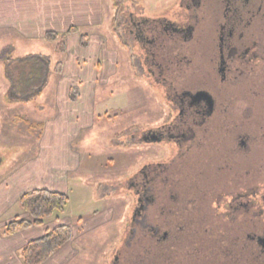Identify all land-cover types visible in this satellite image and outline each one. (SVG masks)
I'll use <instances>...</instances> for the list:
<instances>
[{
  "label": "flooded vegetation",
  "instance_id": "1",
  "mask_svg": "<svg viewBox=\"0 0 264 264\" xmlns=\"http://www.w3.org/2000/svg\"><path fill=\"white\" fill-rule=\"evenodd\" d=\"M120 1L113 33L168 110L129 143L168 150L128 177L126 244L141 250L129 260L118 249L109 264H176L189 237L193 256L237 249L256 264L264 259V0H169L156 16Z\"/></svg>",
  "mask_w": 264,
  "mask_h": 264
},
{
  "label": "rangeland",
  "instance_id": "2",
  "mask_svg": "<svg viewBox=\"0 0 264 264\" xmlns=\"http://www.w3.org/2000/svg\"><path fill=\"white\" fill-rule=\"evenodd\" d=\"M167 1L169 0L120 2L123 4L122 7L142 6L145 13L156 16L167 8ZM113 3L114 0L105 1L108 7L109 5L112 7L108 15L110 16L108 28L112 33L115 14ZM119 19H122V16ZM118 43L121 45L119 40ZM57 47L56 43L46 40L22 38L9 28L0 29V189L16 171H29V164L40 155L42 147L45 129L41 136L42 129L39 125H47L59 115L60 109L55 99L58 76L53 70L55 64L62 60L63 54L57 51ZM40 53L48 55L52 60L43 95L30 102L11 101L9 92L11 83L7 77L8 61ZM125 53L126 50H119L117 53L119 56L117 73L112 75L109 81L95 88V96L92 97L94 116L91 125L87 126L90 124L87 123L82 128L81 120L77 116L71 120V125L77 128V132L68 141L69 154L74 164L69 165L72 168L60 176V185L68 196V202L58 215L61 216L62 223H67L73 229L74 253L65 257L63 264H109L118 249L126 252V258L131 257V253L134 255L141 250L136 251L139 247L136 242L131 244L132 246L126 244L129 239L127 223L133 205L132 197L126 195L125 190H128L126 181L143 162L152 158L157 159L163 153V149L165 152L168 149L155 144H130L129 142L133 141L130 135L162 122V115L168 110L161 91L151 87L144 77L136 75L138 72L132 66V59L128 57L126 60ZM31 71L30 66L21 65L14 70V77L19 79L21 74L29 75ZM15 200L10 201L4 213L0 210V226L4 227L18 216H27L19 201ZM53 221L58 222L56 215L49 218L46 224L51 225ZM125 244L126 248L123 249ZM192 248V240L190 237L186 238V241L180 244L181 258L179 257L177 263L244 262L238 256L237 249L228 250L229 254H224L221 250L208 252L201 248L193 256L189 253L193 252ZM135 257L138 258L136 255L133 259ZM249 262L252 264V261H248L247 264ZM257 262L255 263L264 264V259Z\"/></svg>",
  "mask_w": 264,
  "mask_h": 264
},
{
  "label": "crops",
  "instance_id": "3",
  "mask_svg": "<svg viewBox=\"0 0 264 264\" xmlns=\"http://www.w3.org/2000/svg\"><path fill=\"white\" fill-rule=\"evenodd\" d=\"M105 1L107 0H0V29H12L20 37L29 40H46V34L54 31L65 34L66 46V52L62 53L63 58L60 60L61 72L55 71L59 61L53 70L58 76L55 99L60 109L59 115L47 125L43 124L41 133L45 130L40 155L29 164V171H16L4 182L0 189L2 213L6 211L10 201L16 199L18 202L20 195L28 190L45 188L65 193L60 185V176L72 168L69 165L74 164L69 154L68 141L77 132V128L71 125V120L75 116L79 117L82 128L93 122L92 97L95 96V88L117 73V53L119 50L125 51L116 35L108 28V15L112 7H108ZM86 30L89 32L85 33ZM83 36H86L85 45L82 44ZM59 42L60 40L53 43L58 45ZM125 54L128 60V55ZM75 90L78 95L72 99L71 95ZM59 222L62 223V220ZM59 222L53 221L51 225L46 222L42 226L20 229L13 235H4L3 226H0V264H23L20 258L22 247L43 236ZM73 240L56 251L44 264L62 263L65 257L74 253Z\"/></svg>",
  "mask_w": 264,
  "mask_h": 264
},
{
  "label": "trees",
  "instance_id": "4",
  "mask_svg": "<svg viewBox=\"0 0 264 264\" xmlns=\"http://www.w3.org/2000/svg\"><path fill=\"white\" fill-rule=\"evenodd\" d=\"M115 1V0H114ZM114 4V3H113ZM65 34L50 31L46 34V40L49 42H57L58 52H66ZM82 44L85 45L83 36ZM7 77L10 80V100L30 102L34 98L42 95L45 85L47 84L50 67L52 65L51 58L45 54H32L17 60L8 61ZM21 65H28L32 68L29 75L21 74L19 79L14 77V70ZM62 63L56 64L55 71L60 73ZM78 91L72 92V99H75ZM42 129L43 124L39 125ZM68 202L66 193L52 191L45 188H36L24 192L19 198V204L25 217H16L3 227L4 235H13L20 229H28L34 226H42L52 216L56 215L58 222L61 213ZM73 238V229L66 223L59 222L54 228L35 240L30 241L20 250V258L23 264H44L52 255L70 242ZM245 257V256H244ZM247 260L241 264H247ZM250 264V262L248 263Z\"/></svg>",
  "mask_w": 264,
  "mask_h": 264
}]
</instances>
